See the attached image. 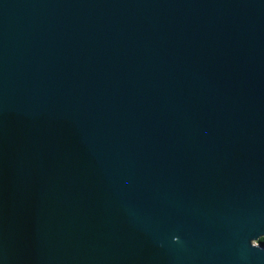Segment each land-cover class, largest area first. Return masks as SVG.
Listing matches in <instances>:
<instances>
[{
  "label": "water",
  "instance_id": "95a60500",
  "mask_svg": "<svg viewBox=\"0 0 264 264\" xmlns=\"http://www.w3.org/2000/svg\"><path fill=\"white\" fill-rule=\"evenodd\" d=\"M264 0H0V264H264Z\"/></svg>",
  "mask_w": 264,
  "mask_h": 264
},
{
  "label": "trees",
  "instance_id": "16d2710c",
  "mask_svg": "<svg viewBox=\"0 0 264 264\" xmlns=\"http://www.w3.org/2000/svg\"><path fill=\"white\" fill-rule=\"evenodd\" d=\"M259 242L264 244V237H262Z\"/></svg>",
  "mask_w": 264,
  "mask_h": 264
}]
</instances>
